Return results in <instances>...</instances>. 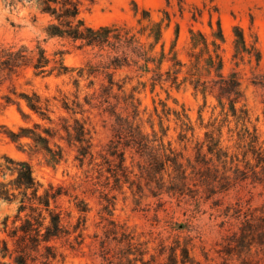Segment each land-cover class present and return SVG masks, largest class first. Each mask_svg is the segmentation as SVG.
<instances>
[{
	"label": "trees",
	"instance_id": "1",
	"mask_svg": "<svg viewBox=\"0 0 264 264\" xmlns=\"http://www.w3.org/2000/svg\"><path fill=\"white\" fill-rule=\"evenodd\" d=\"M95 1L3 0L10 9L30 7L47 16V37L70 39L93 56L76 67L65 64L63 57L51 65L52 60L40 46L34 55L25 45L0 46V89L10 82L8 92L1 96L0 111L16 105L29 119L24 104L44 121L21 125L17 131L7 129L9 139L22 151L27 146L30 153L42 154L53 166L64 160L66 146L73 147L75 160L83 169V176L70 185L44 186L29 161L6 157L0 164V198L16 203L17 209L10 230L8 218L4 221L12 246L8 239L0 238V264H60L66 256L64 246L75 249L84 242L88 215L94 210L86 196H95L99 206L102 232L92 237L98 242L102 264H202L193 255L190 238L182 235L188 231L187 224L173 222L169 226L175 232L172 239L152 230L137 232L115 218L119 196L126 199L129 193L139 206L145 199L160 200L166 194L169 202H184L198 209L210 200L213 206L220 205L216 196L248 183L262 187L263 201L248 208L237 201L221 210L222 223L235 219V228L226 229L217 252L221 264H264V138L252 121L240 71L224 72L222 46L226 37L220 18L213 20L217 6H204L209 12V35L190 27L185 62L176 48L179 24L176 39L166 46L164 32L172 21L168 10L156 19L149 9L142 8L135 25L94 27L86 22L82 11L86 2ZM184 5V0H178L181 14ZM203 12L195 8L191 19L198 22ZM233 35L236 66L252 61L258 66L262 53L257 40L248 43L239 25L233 27ZM29 65L34 76L70 74L74 92L62 94L60 99L54 97L58 101L54 104L36 91L18 89L13 78ZM252 82L264 91V72H254ZM158 86L168 94L190 86L202 96V108L209 95L215 98L213 111L220 110L209 123L204 125L200 110V124L207 130L202 140L195 141L193 155L184 151L194 141L196 125L184 106L172 109L161 100V111L154 108L159 129L150 118L152 131L145 130L139 94ZM56 107L63 113L55 117ZM95 118L111 131L100 150L94 144ZM171 121L178 130V140L185 144L182 150L165 140L170 130L165 122ZM65 200L70 204L66 208L62 205ZM164 204L160 201L156 211ZM205 257L210 260L208 254Z\"/></svg>",
	"mask_w": 264,
	"mask_h": 264
},
{
	"label": "rangeland",
	"instance_id": "2",
	"mask_svg": "<svg viewBox=\"0 0 264 264\" xmlns=\"http://www.w3.org/2000/svg\"><path fill=\"white\" fill-rule=\"evenodd\" d=\"M184 13L181 14L178 6V0H171L168 4L167 0H96L94 3L86 2L83 6L82 16L86 22L94 27L107 24H128L135 25L138 15L142 8L149 9L152 16L160 19L163 16V10L166 9L171 14V24L164 32V39L167 48L172 41L176 39V28L179 24V33L177 37L176 48L179 56L183 61H188V45H189V29H200L207 35L210 34L208 25L209 12L205 9V4L218 8V13L213 12V20L220 18L221 25L226 37V41L222 46V55L224 58V72L227 74L233 69L240 71L241 80L246 93V100L251 112L252 121L258 127L261 139L264 138V91L260 86L253 84V73L264 72V0H184ZM136 5L139 13L136 15ZM195 8L204 9L202 18L195 22L191 19L192 12ZM34 15H37V21H34ZM48 22V17L37 13L33 8L18 6L16 9L6 7L3 0L0 2V46L8 45H25L29 50L36 54L37 46L42 47L47 56L54 61L60 57L64 58L65 64L68 66L83 65L88 59L92 58L89 49H80L77 43L67 38L47 37L44 27ZM239 25L243 28L245 38L248 43L257 40V45L261 50L262 58L257 66L255 61L245 62L236 66L233 61V27ZM216 26V25H215ZM13 83L18 89L26 91H36L42 97L51 98L54 104L60 99L62 94L72 95L74 87L70 74L56 76L55 74L41 77L34 76L33 67L31 65L22 69L19 75L13 78ZM8 84L6 82L0 89L1 96L8 92ZM141 98V108L145 110L143 114L144 127L147 132H151L150 118L155 123V128L159 129L158 117L154 108L162 109L160 101H164L172 109L180 110L184 106L193 123L196 125L194 141L188 143L185 154L193 155L194 143L196 140H202L207 130L205 126H201L199 116L203 107L204 100L200 94L196 95L192 87L187 86L180 90L172 89L169 94L166 90L159 86L152 91L147 88L139 94ZM216 100L212 95L207 98V104L202 108V116L204 125L219 114L220 109L213 111ZM25 112L30 113V118L25 119L16 105L7 106L0 111V164L5 162L6 157L14 159H23L31 163L36 179L44 186L49 184L70 185L78 181L83 176V169L80 168L78 161L75 160L76 150L73 147L66 146L64 160L56 165L46 163L42 154L30 153L26 146V151L18 148L17 144L12 142L6 134L7 129L18 130L21 125H32L34 122H42L36 114L29 111L23 104ZM57 116L63 111L55 108ZM152 115V116H151ZM170 124L168 136L165 138L171 141L173 146L178 150L184 149L185 144L178 140V130L175 129L173 121L165 122ZM95 131L94 144L95 149L100 150L105 143L108 142L111 131L109 127H105L99 118L94 119ZM232 126L234 123L231 124ZM225 138L229 137L227 128H224ZM27 140H24L26 142ZM232 144L231 142H227ZM80 192V191H79ZM262 187L253 186L252 184L237 185L230 192L220 194L214 199L219 200L220 205L213 206V201L203 202L198 209L194 206L184 204V202L176 203L170 201L168 195H163L160 200L149 198L143 200L141 205L136 206L130 194L127 193L125 199L123 195L119 196L117 207L115 210V218L120 222L127 223L130 228L137 232L154 231L159 232L164 238L174 237L175 232L170 231L169 226L173 222L185 223L188 231L183 236H188L193 245V255L202 264H221L222 259L219 257L218 249L221 248L220 242L226 229L235 228V219L226 220L223 224L221 210L228 204H234L239 201L243 207L258 206L263 201L261 194ZM84 196V193H81ZM88 200L94 206V210L88 215L87 226L85 230L84 242L81 246L72 249L68 245L64 246L65 258L60 264H102L103 258L99 251L98 242L92 235L95 232H102L101 226H98L100 216L98 215V204L96 197H88ZM164 202L162 209L156 211L158 204ZM63 207H68V201L62 202ZM17 204L7 202L0 198V238L9 240L10 246L12 241L8 236L14 224ZM75 215L78 213L75 211ZM8 218L7 231L4 227V221ZM72 221H75L73 219ZM19 224V222H17ZM170 241V240H169ZM110 247L114 246L111 242ZM205 254L209 255L210 260L207 261ZM8 260V259H6ZM232 264V262L230 263Z\"/></svg>",
	"mask_w": 264,
	"mask_h": 264
}]
</instances>
